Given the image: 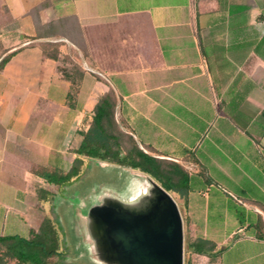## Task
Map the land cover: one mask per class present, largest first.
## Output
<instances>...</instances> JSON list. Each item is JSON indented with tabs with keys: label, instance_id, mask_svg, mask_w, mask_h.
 <instances>
[{
	"label": "crops",
	"instance_id": "1",
	"mask_svg": "<svg viewBox=\"0 0 264 264\" xmlns=\"http://www.w3.org/2000/svg\"><path fill=\"white\" fill-rule=\"evenodd\" d=\"M12 52L0 68L3 192L50 184L34 172L39 167L68 171L110 89L123 121L130 124V109L138 119L181 124L191 145L213 120L207 108L193 106L227 107L222 116L232 132L248 138L241 146L218 128L231 152L264 153V0H0V62ZM244 105H252V130L234 123ZM131 126L135 137L143 134ZM214 143L223 157L203 150L197 159L234 181L223 142ZM251 165L242 174L252 210L235 219L233 244L206 264H264V160L252 158ZM190 175L203 183V175ZM209 217L214 235L205 238L217 249L228 239Z\"/></svg>",
	"mask_w": 264,
	"mask_h": 264
},
{
	"label": "rangeland",
	"instance_id": "2",
	"mask_svg": "<svg viewBox=\"0 0 264 264\" xmlns=\"http://www.w3.org/2000/svg\"><path fill=\"white\" fill-rule=\"evenodd\" d=\"M41 33L39 30L38 34ZM193 108L197 111L200 108H207L210 118L213 119L209 120L207 127L193 145L190 144L191 139L188 137L187 130L181 124L169 127L168 120H143L140 117L138 119L137 116L131 115L134 113L128 114L130 109H127L126 116L129 118V124L121 119L119 106H117L116 117L126 131H132L131 125L139 127L143 134L135 138L141 148L146 149V146H150L152 151L146 150L151 154L160 157L158 153L163 152L166 154L163 157L174 161L177 159L176 162L184 166L190 174L204 176L203 183L197 186L196 190H191L186 197L176 192H170V194L176 200L183 218L184 264H206L213 261L224 246L233 244L234 239L228 236L231 227L236 225L235 219L241 220L246 211L250 213L252 210L248 205L249 195L245 196L241 193L235 183L242 184L249 193L250 182L247 176L242 174V170L245 169L246 173L251 172L252 158L263 161L264 153L231 152L229 143L220 137L218 128L226 131L231 135V139L235 143H240L241 146L247 144L248 138L246 134L238 133L241 130L235 129L232 132L231 121L222 116V112H228L225 110L227 107L193 106ZM242 109L243 113L240 116L242 118H237L234 123L240 125L242 131L252 130V125L250 126L246 120L247 117H252V105H244ZM214 141L223 142L221 147L231 159V164L227 165L226 170L232 175L234 181L218 170H206L203 168L202 161L197 159L200 158V151L203 150H209L215 153L213 155L223 157V154L216 153L217 150L212 145V143L215 144ZM187 148L188 153L184 150ZM138 172L143 173L139 169L128 166L86 158L79 176L62 186L43 182L14 186L17 191L13 192H3L0 189V234L30 236V230L37 229L43 218L48 216L54 221L61 240L62 255L55 260L72 264H100L91 244L88 248L84 246V216L93 205L99 202L103 194H111L122 200L137 197L148 184L146 178ZM206 213L210 215L211 225L215 224L213 222H218L219 235L228 239L224 245L209 255L195 253L189 247L199 238L214 235L208 232ZM9 264H17V262L9 261Z\"/></svg>",
	"mask_w": 264,
	"mask_h": 264
},
{
	"label": "trees",
	"instance_id": "3",
	"mask_svg": "<svg viewBox=\"0 0 264 264\" xmlns=\"http://www.w3.org/2000/svg\"><path fill=\"white\" fill-rule=\"evenodd\" d=\"M36 27L39 32L41 26L38 20H36ZM13 53L1 60L0 68L7 63ZM117 106L118 97L113 89L99 99L90 127L83 134L79 148L75 150L78 156L68 171L39 167L34 169V172L46 179L48 183L62 186L79 176L85 158H94L139 169L152 176L169 192H176L184 197L202 184L180 163L151 154L147 151H152L150 146L145 147L147 150L141 148L133 131H126L121 127L116 117ZM240 191L246 196L250 195L252 189L248 193V190L242 187ZM261 236L264 237V232H261ZM60 247L59 231L54 221L47 216L43 218L37 229L30 230V236L0 234V263L9 264V261H16L17 264H72L55 260L62 255ZM189 247L195 253L209 255L216 250V243L199 238Z\"/></svg>",
	"mask_w": 264,
	"mask_h": 264
},
{
	"label": "water",
	"instance_id": "4",
	"mask_svg": "<svg viewBox=\"0 0 264 264\" xmlns=\"http://www.w3.org/2000/svg\"><path fill=\"white\" fill-rule=\"evenodd\" d=\"M140 174L148 184L137 197L103 194L89 209L84 246L91 244L100 264H184L179 206L150 175Z\"/></svg>",
	"mask_w": 264,
	"mask_h": 264
}]
</instances>
